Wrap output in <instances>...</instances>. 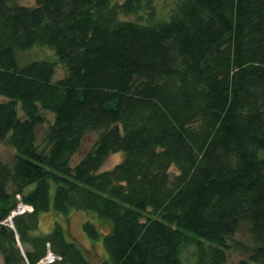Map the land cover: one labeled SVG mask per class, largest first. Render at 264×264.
Listing matches in <instances>:
<instances>
[{
	"label": "trees",
	"instance_id": "16d2710c",
	"mask_svg": "<svg viewBox=\"0 0 264 264\" xmlns=\"http://www.w3.org/2000/svg\"><path fill=\"white\" fill-rule=\"evenodd\" d=\"M120 1L0 0L4 264H183L189 243L194 264H264V0ZM85 212L110 226L99 263L69 232Z\"/></svg>",
	"mask_w": 264,
	"mask_h": 264
},
{
	"label": "rangeland",
	"instance_id": "374dc122",
	"mask_svg": "<svg viewBox=\"0 0 264 264\" xmlns=\"http://www.w3.org/2000/svg\"><path fill=\"white\" fill-rule=\"evenodd\" d=\"M17 1L21 5L33 6L36 4V0H17ZM113 1H118V0H113ZM119 2L121 1L119 0ZM159 3H160V8L162 9L166 7L167 8L171 7L174 4V1L173 0H159ZM40 53H42L44 56L51 54V52L49 51L36 49L30 55L36 56L37 54H40ZM40 59H44V58H40ZM64 75H65V69L61 65H59V67L57 68L55 80L61 79ZM18 115H19V118L24 119V115L20 107L18 108ZM43 116L45 119V124L42 127H40L39 134H38V147L40 150L44 149L45 147L44 139H45L46 132L54 123V117L52 114L43 113ZM95 138H96L95 135H89L85 141V145L86 146L87 144L90 145L94 141ZM0 153H2L6 157L12 154V152L4 144H0ZM124 157H125L124 153L112 154L110 158L107 160V162L104 164L101 170L104 171V170H109V169L114 168V166L120 163L124 159ZM20 204L21 203L18 204V207L14 211V214H12L11 217H9L6 221L3 222L4 224L8 225L11 228L13 226L12 220L15 216L26 213L31 210L29 207L26 208L25 210H22ZM18 210L20 213L18 212ZM85 213H87L85 214L87 219L84 220L85 216L81 215V216H75L69 221V232L72 237H74L75 239H78L82 243V246L88 251V255L90 256L92 261L95 263H99L103 261L104 259L108 258V253L106 252L104 248L103 240H104L105 233L110 231V226L108 223H106V221L101 219L96 213L94 212H85ZM54 220H56V215L54 211L50 213L42 214L40 216V232L41 233L51 232L54 228ZM82 220H84V222L91 221L97 226H100L101 230L103 231V237L98 242H96L98 244L92 243L91 239H89V237L84 233L83 231L84 222L81 223ZM79 224H80V230H79ZM234 240L244 241L247 243V245L253 246L252 241L250 240V237L244 232L238 233L235 236ZM49 257H51V255ZM247 258H248V255H246L244 252H241V251L234 252L233 254H230V259L227 264H238L242 259H247ZM181 259L183 260V264H194L195 246L192 243H189L183 246L182 251H181ZM54 260L55 258L54 259L51 258L50 261H48V259L46 258L45 263H50ZM0 264H4V258L1 252H0Z\"/></svg>",
	"mask_w": 264,
	"mask_h": 264
},
{
	"label": "built area",
	"instance_id": "2783aa9c",
	"mask_svg": "<svg viewBox=\"0 0 264 264\" xmlns=\"http://www.w3.org/2000/svg\"><path fill=\"white\" fill-rule=\"evenodd\" d=\"M20 205H21V209H22V210H25L26 208H28L27 206H25V205L22 204V203H21ZM19 207H20V206H19ZM18 212H19V210H18ZM19 213H20V212H19ZM15 214H16V213H15ZM50 255H51V257H49ZM48 257H49V258H48ZM48 257H47L48 261H50L51 258H52V259H54V258L56 259V257L53 256L52 254H49Z\"/></svg>",
	"mask_w": 264,
	"mask_h": 264
}]
</instances>
